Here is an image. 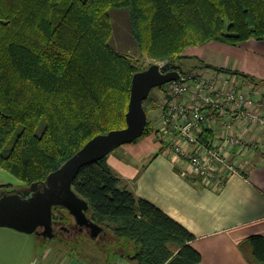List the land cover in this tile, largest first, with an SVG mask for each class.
I'll return each mask as SVG.
<instances>
[{"label":"trees","instance_id":"16d2710c","mask_svg":"<svg viewBox=\"0 0 264 264\" xmlns=\"http://www.w3.org/2000/svg\"><path fill=\"white\" fill-rule=\"evenodd\" d=\"M111 8L130 11L144 56L182 74L189 60L198 62L194 69L213 68L188 54L192 48L264 42V0H0V170L17 185L45 182L94 138L127 126L134 76L149 67L111 46ZM145 110L148 123L136 141L157 133ZM14 185L0 186V193ZM73 189L89 203L88 217L117 241L123 258L201 264L191 245L195 236L123 189L107 157L84 165ZM249 242L253 263L264 264V237Z\"/></svg>","mask_w":264,"mask_h":264},{"label":"crops","instance_id":"0c3cea01","mask_svg":"<svg viewBox=\"0 0 264 264\" xmlns=\"http://www.w3.org/2000/svg\"><path fill=\"white\" fill-rule=\"evenodd\" d=\"M188 54L204 65L264 81V42L253 40L239 47L214 42L192 48ZM168 147L154 133L116 149L107 162L123 189L151 202L195 236L191 245L201 254V264H254L249 238L264 237V134L256 149L245 157L236 156L243 169L231 175L220 190L194 182L189 162L173 158ZM16 182L0 170V186ZM104 236L100 240L105 243L112 239L104 245V259L85 262L71 255L50 257L46 253L42 258L35 256L31 264H135L120 256L112 235Z\"/></svg>","mask_w":264,"mask_h":264},{"label":"built area","instance_id":"2783aa9c","mask_svg":"<svg viewBox=\"0 0 264 264\" xmlns=\"http://www.w3.org/2000/svg\"><path fill=\"white\" fill-rule=\"evenodd\" d=\"M161 91L159 140L167 141L173 158L189 162L204 187L222 189L243 169L236 156L256 149L264 134V85L207 67L181 73ZM203 135H210L207 142Z\"/></svg>","mask_w":264,"mask_h":264},{"label":"water","instance_id":"95a60500","mask_svg":"<svg viewBox=\"0 0 264 264\" xmlns=\"http://www.w3.org/2000/svg\"><path fill=\"white\" fill-rule=\"evenodd\" d=\"M169 66L153 64L134 76L126 115L127 126L97 136L45 182L31 186V190L37 192L41 183L46 184L44 192L31 200L21 198L18 194L3 195L0 198V226L37 236L43 233L46 235L52 231L53 207L59 206L69 212L77 226L88 229L91 239L98 240L104 236V227L88 217L89 203L73 189L74 179L84 165L100 161L116 149L143 136L148 123L144 102L153 89L180 79L181 73L178 70L167 72ZM40 228H45V231L40 233Z\"/></svg>","mask_w":264,"mask_h":264},{"label":"rangeland","instance_id":"374dc122","mask_svg":"<svg viewBox=\"0 0 264 264\" xmlns=\"http://www.w3.org/2000/svg\"><path fill=\"white\" fill-rule=\"evenodd\" d=\"M113 25V35L111 46L119 53L130 54L137 59L143 68H148L151 64L164 65V62H156L144 56L133 37L131 14L128 9L111 8L109 10ZM186 71L194 70L198 62L189 60L186 62ZM247 88H244L246 90ZM163 94L161 89L152 90L145 107L149 110V119L154 128H159L161 123L159 102L162 101ZM247 158V157H246ZM15 180V179H14ZM17 181V180H15ZM17 183V182H16ZM15 184V183H14ZM20 188L21 185H14ZM56 213V212H55ZM70 241V243H69ZM112 241L108 238L107 243ZM72 242V243H71ZM104 240H93L87 233L80 235L78 239H68L64 242L60 239L46 241L35 234L24 233L12 228L0 226V264H31L35 256H74L84 259L85 262H93L95 257L105 258ZM48 247V248H47ZM48 249V251H47Z\"/></svg>","mask_w":264,"mask_h":264},{"label":"flooded vegetation","instance_id":"af4514ba","mask_svg":"<svg viewBox=\"0 0 264 264\" xmlns=\"http://www.w3.org/2000/svg\"><path fill=\"white\" fill-rule=\"evenodd\" d=\"M170 70L168 69L167 72ZM45 185L41 183L40 187L37 192H33L30 187H20V188H11L7 190L6 192L0 193V198L3 195L6 194H18L21 196V198L31 200L36 198V196L45 190ZM56 212V213H55ZM45 231V228H40V233H43ZM85 233H89L87 228H81L80 226L76 225V222L74 218L69 214V212L59 206L53 207V224H52V231L49 232L46 235L40 234L38 235L39 238H42L46 241H52V240H62L63 242L68 239H78L80 235H85ZM53 238H50L52 237ZM104 236H102L100 239H102ZM70 242V241H69Z\"/></svg>","mask_w":264,"mask_h":264}]
</instances>
